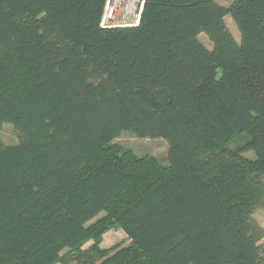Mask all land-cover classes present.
Segmentation results:
<instances>
[{
    "label": "trees",
    "instance_id": "trees-1",
    "mask_svg": "<svg viewBox=\"0 0 264 264\" xmlns=\"http://www.w3.org/2000/svg\"><path fill=\"white\" fill-rule=\"evenodd\" d=\"M105 2L0 0V129L21 133L0 264H264V0H146L131 27H102ZM111 228L129 244L102 247Z\"/></svg>",
    "mask_w": 264,
    "mask_h": 264
},
{
    "label": "rangeland",
    "instance_id": "rangeland-1",
    "mask_svg": "<svg viewBox=\"0 0 264 264\" xmlns=\"http://www.w3.org/2000/svg\"><path fill=\"white\" fill-rule=\"evenodd\" d=\"M222 4L228 6L231 0H219ZM227 24L232 30L235 37L240 40L241 33L238 29L237 24L231 16L226 18ZM200 39L209 47L212 48L213 44L209 36L202 32L199 35ZM0 140L4 144H16L21 140V133L11 122H4L0 129ZM113 144L120 146L121 148H129L136 152L138 155L144 154H154L156 155L162 163H167L168 158V147L169 143L166 139L162 137H140L131 131H126L117 136L113 141ZM249 157H255L254 151L246 152ZM106 216L105 212H102L94 221L98 222L100 219ZM251 219L254 223L259 225V227L264 232V208H257L251 215ZM130 239L126 233L120 228H111L106 231L103 235V240L101 246L104 248H113L118 245L125 246L129 244ZM261 242H264V238ZM93 241H88L86 243V248L90 247Z\"/></svg>",
    "mask_w": 264,
    "mask_h": 264
},
{
    "label": "built area",
    "instance_id": "built-area-1",
    "mask_svg": "<svg viewBox=\"0 0 264 264\" xmlns=\"http://www.w3.org/2000/svg\"><path fill=\"white\" fill-rule=\"evenodd\" d=\"M146 0H106L100 25L102 27H131L141 22Z\"/></svg>",
    "mask_w": 264,
    "mask_h": 264
}]
</instances>
